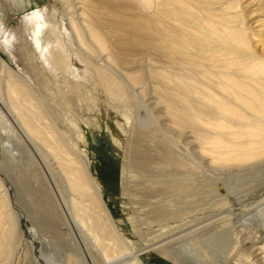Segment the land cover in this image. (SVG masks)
Returning <instances> with one entry per match:
<instances>
[{
	"label": "bare ground",
	"instance_id": "6f19581e",
	"mask_svg": "<svg viewBox=\"0 0 264 264\" xmlns=\"http://www.w3.org/2000/svg\"><path fill=\"white\" fill-rule=\"evenodd\" d=\"M0 13V45L22 62L0 57V264H144L148 252L182 264L200 241L238 253L229 264H264V55L247 40L264 37V0H56L18 29ZM81 123L104 125L122 159L137 250ZM258 171L249 192L236 187Z\"/></svg>",
	"mask_w": 264,
	"mask_h": 264
},
{
	"label": "rangeland",
	"instance_id": "374dc122",
	"mask_svg": "<svg viewBox=\"0 0 264 264\" xmlns=\"http://www.w3.org/2000/svg\"><path fill=\"white\" fill-rule=\"evenodd\" d=\"M23 1L25 5H27L26 6L27 9L25 8V6L23 7L21 5L18 6L16 2H15L16 5L13 4L12 2L10 5L7 1L0 0V6H1L0 12L3 13L2 20L4 21L5 26L18 29L22 16L24 14H26L27 12H31L36 8H41L43 6L51 7L53 4H55L56 0H23ZM241 2H243V0H241ZM252 8H254V6L250 7V9L244 7L242 9L243 14L244 15L249 14ZM23 10L26 12H24ZM254 20H256L255 17L251 18L248 21L252 22ZM247 40L249 41L251 47L258 54L264 55V37H260L259 33L256 32L255 28L252 29L249 28L247 32ZM0 57L5 58L9 64L14 65L15 67L17 66L15 64H22V62H20L19 60H15L8 51L2 48V46L0 47ZM260 83L264 84V80L261 79ZM101 104H103V101H101ZM95 110L97 112H93L94 114H92L91 116L95 121L101 123V125L102 123H104L105 120L108 121L112 120V118H110L112 117L110 116L112 114L111 108H106L105 106L102 105L100 107L97 106ZM81 125L82 127H85V131L89 139V143L87 144V147L91 156L92 170L103 186V198L105 199L109 209H111L110 211L113 214L115 220L118 222L119 226L126 231L125 238L127 239L128 242H130V244L134 247V249L137 250L140 247L139 243L137 242V239L133 234L131 223L130 221H128L129 219L127 215L128 212H126L122 207V198H120L118 195L119 187L121 185L122 159L121 157L116 155V153H114V149L111 141L112 138L108 134V130L105 128L104 125L102 126V128H98L95 130L93 128H90V126H86L85 123H81ZM0 131H1V127H0ZM5 158L6 155L4 154L3 146L0 143V162L1 163L4 162ZM227 170L231 172L230 167H227ZM261 175L262 173L260 171L256 172V176L255 174L253 175L246 174L247 177L239 178L236 187L240 189L243 193H247L254 185V182L251 178L254 177L256 179H263L264 176L262 175L263 176L262 178ZM185 197L186 195L184 194L183 198ZM191 198L195 200V205H199V207H207L205 200L206 195L202 190H200L196 195H192ZM200 242L201 245L198 249L195 247L196 245H193L192 243L190 244L187 243L189 245L185 244L181 248L182 250L180 251L181 252L180 261H183L181 262L182 264H229V262L231 263L234 257H236V255L238 254L237 253L236 255H233L231 257L232 260L229 258L230 260L228 261L225 259L226 257L223 256L224 254L221 255L219 254L218 251H220L221 253V250L219 248H216L215 250L214 247H211V244H208L206 242L204 243V241H200ZM239 253L242 255V257L248 256V250L246 246L240 244ZM140 259L144 264H174L172 261L154 252H148L146 254H142L140 256Z\"/></svg>",
	"mask_w": 264,
	"mask_h": 264
}]
</instances>
